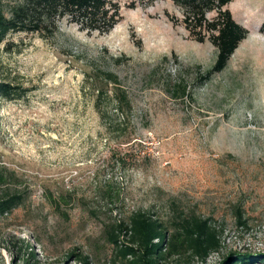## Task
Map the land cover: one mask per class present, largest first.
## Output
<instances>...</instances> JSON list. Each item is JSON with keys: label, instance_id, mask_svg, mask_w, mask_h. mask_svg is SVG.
<instances>
[{"label": "rangeland", "instance_id": "obj_1", "mask_svg": "<svg viewBox=\"0 0 264 264\" xmlns=\"http://www.w3.org/2000/svg\"><path fill=\"white\" fill-rule=\"evenodd\" d=\"M112 1L109 31L59 20L0 44V83L18 96L0 97V198L21 197L0 213V264H127L129 235H109L138 211L167 235L210 219L220 247L204 264L264 254V0L224 6L247 33L212 73L211 33L189 30L182 4Z\"/></svg>", "mask_w": 264, "mask_h": 264}, {"label": "trees", "instance_id": "obj_2", "mask_svg": "<svg viewBox=\"0 0 264 264\" xmlns=\"http://www.w3.org/2000/svg\"><path fill=\"white\" fill-rule=\"evenodd\" d=\"M185 8V26L192 31L205 28L211 33L215 47V61L207 73L221 71L237 47L246 36V30L238 25L224 6L231 0H172ZM216 11L213 20H207L206 13ZM119 18V7L112 0H21L20 4L6 16L0 7V44L9 32L41 33L44 29L55 32L59 20L76 24L86 32L109 31ZM264 33V22L261 25ZM0 97L13 99L14 88L5 82L0 83ZM124 98V95L121 97ZM119 98L117 103H119ZM3 174L0 172V183ZM21 203L18 194L0 198V213L7 212ZM238 224H245L239 220ZM129 235L132 245L120 247L119 253L127 264H160L166 257L185 256L186 263L196 258L195 264H204L211 251L220 247L219 231L210 219L191 215L175 222V230L166 234L158 220L144 212H134L129 224H119L118 231H111L109 240L117 246L119 235ZM165 251V252H164ZM30 253V252H29ZM77 256L71 254L69 257ZM79 262L86 264L87 257L77 256ZM222 264H264V254L255 256L250 253L229 255Z\"/></svg>", "mask_w": 264, "mask_h": 264}, {"label": "bare ground", "instance_id": "obj_3", "mask_svg": "<svg viewBox=\"0 0 264 264\" xmlns=\"http://www.w3.org/2000/svg\"><path fill=\"white\" fill-rule=\"evenodd\" d=\"M245 2V1H244ZM247 4V3H246ZM243 6V5H242ZM264 37V36H263Z\"/></svg>", "mask_w": 264, "mask_h": 264}]
</instances>
